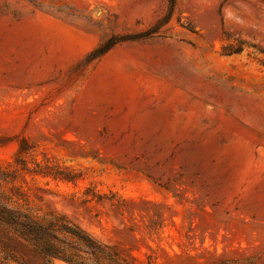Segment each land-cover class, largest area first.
I'll return each instance as SVG.
<instances>
[{"label": "rangeland", "instance_id": "obj_1", "mask_svg": "<svg viewBox=\"0 0 264 264\" xmlns=\"http://www.w3.org/2000/svg\"><path fill=\"white\" fill-rule=\"evenodd\" d=\"M169 6L0 0V166L26 138L75 180L18 176L23 203L138 264H264V0Z\"/></svg>", "mask_w": 264, "mask_h": 264}, {"label": "trees", "instance_id": "obj_2", "mask_svg": "<svg viewBox=\"0 0 264 264\" xmlns=\"http://www.w3.org/2000/svg\"><path fill=\"white\" fill-rule=\"evenodd\" d=\"M174 4L175 0H169L170 9ZM118 40L121 39L111 37L99 44L86 55L87 61L101 57ZM31 151L32 145L20 137L13 160L0 166V264H56L58 260L67 264H138L117 246L99 241L66 214L23 203L26 199L17 184L18 176L75 180L55 173L50 165H41L35 159L30 167L26 155Z\"/></svg>", "mask_w": 264, "mask_h": 264}, {"label": "bare ground", "instance_id": "obj_3", "mask_svg": "<svg viewBox=\"0 0 264 264\" xmlns=\"http://www.w3.org/2000/svg\"><path fill=\"white\" fill-rule=\"evenodd\" d=\"M59 43H60V46L65 47V46L69 45L70 41L68 40L67 37H63V38L60 39ZM145 117L146 116L143 115V116L140 117V119H144Z\"/></svg>", "mask_w": 264, "mask_h": 264}]
</instances>
